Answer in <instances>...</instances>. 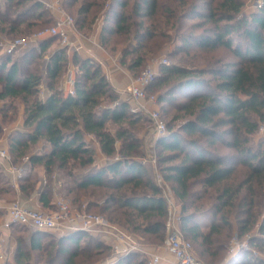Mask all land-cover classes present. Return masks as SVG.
<instances>
[{"label":"trees","instance_id":"16d2710c","mask_svg":"<svg viewBox=\"0 0 264 264\" xmlns=\"http://www.w3.org/2000/svg\"><path fill=\"white\" fill-rule=\"evenodd\" d=\"M0 3L9 7L0 12L8 18L0 17L1 30L9 35L24 30L30 35L56 22L55 14L39 0ZM61 5L83 33L101 18L102 46L122 52L123 64L135 76L164 46L163 39H178L169 54L177 60L161 65L149 92H156L162 108L167 103L173 110L169 122L165 120L167 132L155 147L159 174L180 207V229L195 242V256L208 264H230L232 258L225 263V252L234 232L239 238L247 236L264 253V134L255 142L264 124V0H257L249 13L244 11L245 0H63ZM190 18L197 20L190 23ZM219 47L227 49L230 57L220 54L208 58L206 65L197 62L203 56L196 51ZM11 56L0 61V100H8L0 110L2 119L13 121L17 102L22 101L25 125L34 126L32 132L11 136L15 161L44 141L49 150L32 155L31 165L43 163L47 177L61 172L64 190L73 193L79 204L85 198L87 211L97 209L133 234L165 238L167 192L158 174L153 178L143 161L146 150L136 126L144 119L134 116L127 102H116L119 95L99 63L77 52L69 55L57 35L37 40L20 59L13 61ZM70 62L78 68L74 93L60 86ZM43 82L50 90L44 100L40 98ZM98 149L108 160L93 166ZM35 184L27 177L20 186L30 193ZM43 192L42 200L48 204L52 180ZM14 228L20 233L14 263L5 264H30L31 250L42 252L40 259L53 264L65 244L69 248L65 264H78L80 257L91 263L111 249L81 229L60 236L44 230L29 232L24 225L12 224ZM256 229L258 234L251 237ZM140 255L129 252L117 264H144ZM238 264H264V254L254 257L245 251Z\"/></svg>","mask_w":264,"mask_h":264},{"label":"built area","instance_id":"2783aa9c","mask_svg":"<svg viewBox=\"0 0 264 264\" xmlns=\"http://www.w3.org/2000/svg\"><path fill=\"white\" fill-rule=\"evenodd\" d=\"M44 7L52 11L56 16V22L52 26L43 28L37 32L23 37L10 38L1 45L0 61L3 56L13 55L19 50L31 47L37 40L47 35H57L61 45L71 46V41L65 26H74L75 19L69 15L61 5L60 0H39ZM102 21L101 18L97 19ZM166 57L153 59L138 75L134 77L133 83L125 92L128 99L124 100L131 108L130 112L135 116L145 115L152 123V129L156 136L161 137L167 132V123L159 109L155 107L158 102V95L149 92V87L160 74V67L163 64H169ZM74 93L73 87L69 90ZM154 106V107H153ZM260 133L264 134V124L260 127ZM0 155L12 162V156L6 149L0 150ZM13 170L17 171V167ZM159 181H161L159 179ZM169 216L166 223V237L164 248L168 254L173 256L176 264H203L193 251V243L182 233L179 225V216L177 205L172 196H167ZM56 208L51 211H44L24 205L19 200L13 201L7 209L6 227L12 224L24 225L29 228L40 230H63L65 227L71 230L93 231L100 230L112 234L115 238L113 243L114 252L129 253L132 251H141L139 245L135 242L133 235L119 225L112 223L105 216L99 213L89 212L86 204L81 209H75L71 203L59 196L55 202ZM2 244V243H1ZM249 251L254 257L261 256V253L252 249L249 239H240L237 235L231 240L229 254H237L240 251ZM6 248L4 244L0 245V264L6 262ZM162 258L159 254H151L147 264H161Z\"/></svg>","mask_w":264,"mask_h":264},{"label":"crops","instance_id":"0c3cea01","mask_svg":"<svg viewBox=\"0 0 264 264\" xmlns=\"http://www.w3.org/2000/svg\"><path fill=\"white\" fill-rule=\"evenodd\" d=\"M102 21H98L95 23L93 29L89 33H83L79 31L77 27L74 26H65L69 39L71 41V46H66L68 48V54L72 55L73 52H77L82 58H90L95 60L101 66L102 73L106 76L109 83L115 90V92L119 95V100L116 102H125L124 100L128 99V94L125 90L133 83L135 74L129 69V67L123 64V54L122 52H109L105 47L102 46L100 42V34H101ZM3 41L7 40L5 36H0ZM10 39V38H9ZM60 41V40H59ZM57 42H54L51 46L48 47L45 53V59L48 58L49 53L54 49ZM24 50H19L15 54L11 56L12 60L15 61L20 59L22 54L25 52ZM1 51V48H0ZM4 57V56H3ZM2 60V59H1ZM77 66L70 62L68 65V70L60 80L61 88L69 91L73 87L74 75L77 71ZM40 98L46 99L50 93L49 88L46 86L45 82L40 85ZM8 100L1 99L0 100V110L3 108L5 103ZM115 102V103H116ZM18 110L15 116V119L9 123L3 122L2 113L0 112V122L2 129L0 131V150L6 149L8 153L12 156V162L8 161L6 158L0 155V245L4 244L6 248V261L14 263V250L17 246V241L13 237H10L11 227H6L7 222V209L8 206L16 200H19L24 205L44 211H51L56 208L55 202L59 196H64L62 192V181L54 176L52 181V193L53 195L49 199L48 204H44L43 199V186L47 179V174L45 172V167L43 163H36L31 165L30 157L32 155H41L44 152L48 151V145L40 140L36 143L29 153L23 157L18 162L15 161L13 154L10 151V139L11 136L16 134L17 132L28 133L34 130V126L25 125V104L22 101L17 102ZM154 107V106H153ZM129 108L131 106L129 105ZM155 134V132H154ZM141 138L144 141H147L145 134L140 133ZM90 138L94 141L96 139L94 136H90ZM159 137L156 136L153 140L147 141L148 146H150V152H153V147H155L156 140ZM97 142V141H96ZM99 150V149H98ZM100 151V150H99ZM106 162V161H105ZM96 166V162L93 164ZM14 167H17V171L13 170ZM80 176L83 175V172L78 173ZM31 178L36 181L35 188L30 193H26L21 189V182L23 178ZM169 196H173L172 193H169ZM173 198V197H172ZM87 200L84 198L80 205H75V209H81L82 204H86ZM80 208H79V207ZM179 206H177V210L179 211ZM205 219V217H202ZM125 229V228H124ZM29 232H33L35 230H39L36 228L28 229ZM126 230V229H125ZM46 232H51L60 236H68L73 230L65 227L63 230H44ZM19 233V231L17 232ZM26 235L28 231L25 232ZM92 235L101 239L105 244L110 246V250L108 251V255L101 260L100 264H117V260L120 256L125 255L127 253L118 254L113 250V243L115 242V238L112 234L105 233L100 230L90 231ZM132 234V233H131ZM25 235V236H26ZM135 242L141 248V251H132V252H140L141 254H158L162 258L161 264H176L173 256L166 252L165 248L159 250V252L155 253L153 250L143 244L142 239L139 235L132 234ZM29 239V236H27ZM71 244L72 240L68 241ZM2 243V244H1ZM59 247V246H58ZM66 248V247H65ZM68 256L66 257V259Z\"/></svg>","mask_w":264,"mask_h":264},{"label":"rangeland","instance_id":"374dc122","mask_svg":"<svg viewBox=\"0 0 264 264\" xmlns=\"http://www.w3.org/2000/svg\"><path fill=\"white\" fill-rule=\"evenodd\" d=\"M256 1L257 0H245V6H244V11L249 13L250 11L254 10V8H256ZM60 2L63 3V0H61ZM76 7H74L75 9ZM74 9L73 8H68L67 11L72 13L73 15H75L74 13ZM4 10H9V7H7L5 4H2L0 3V12H3ZM0 17L3 19V20H8L7 16H3L2 13H0ZM197 19L195 18H190L188 19V22H194L196 21ZM8 24V23H6ZM5 24V26H6ZM2 28V25L0 24V36H5L6 39L8 40L9 38H16V37H23V36H27L29 35V33L31 31H28V30H24L22 32H16L14 34H11L9 35V32H5L4 30L2 31L1 30ZM40 28V27H38ZM38 28H36L38 30ZM35 29V30H36ZM172 34L175 32L174 29L171 30ZM176 33V32H175ZM174 33V34H175ZM164 40V46L159 50V52L157 54H155L154 56H151L149 58V60L146 62V65L140 69L138 71V74L147 66L149 65L153 59H158V58H162V57H166L168 58V60L170 62H172L173 60H177L176 58L175 59H171L169 57V54L171 52H173V50L175 49L176 47V43L178 42V39H175V41H168L167 39H163ZM3 39H1L0 37V45L3 43ZM215 51H206V52H201V51H196L197 54L203 56L202 59H198L197 62H199V64H207L209 62L208 61V58L214 56V55H220V54H223L224 56H228L230 57L229 55V52L227 51V49L223 48V47H219L217 49H213ZM194 53V52H193ZM204 58H207V59H204ZM207 60V61H206ZM66 74V73H65ZM137 74V75H138ZM156 93V92H154ZM177 98L178 99H181L183 97V95H179V94H176ZM155 107L157 109L160 110L161 114L165 116V120L167 122H169L170 120V115L172 114L173 110L170 108L169 104L165 103L164 105V108H162L161 104L159 103V101L155 104ZM165 109H168L170 110V114H166V110ZM135 116V115H134ZM137 117H143V121L139 122V127L136 126L137 130L136 131H141L143 134H145L146 138H147V141L150 140H153L155 138V134H154V131L152 129V123L151 121L149 120V118L145 115H142V116H137ZM111 125V124H110ZM113 127V125H111ZM262 138V133L258 132L255 136V142H257L258 140H260ZM264 139V138H263ZM143 140V139H142ZM94 143H96L97 145V142L92 140ZM147 141H144L143 140V143H144V149L146 150V156L143 158V161L146 163V165L148 166V169L151 173V176L153 178H157V174H158V177L159 179L161 180L160 182L163 183L164 187H165V190L167 192V196L169 195V193L171 191L169 185L167 183L164 182L163 178L161 177V175L159 174V166H158V163H157V157H156V154H157V150H156V147H153V152H150V146H148V142ZM108 158L105 157V155L97 150L96 151V166H101L103 164H105V161H107ZM52 176V178L50 177ZM49 177H47L46 179V182L43 186V188H45L47 186V183L54 179V176L57 177L58 179H61L62 181V186L64 187V180L63 178H61V172H59L58 170L51 173ZM62 187V192H63V195H64V198H66L72 205V207L74 208L75 205H78L79 202L78 201H75V199H73V193H70L68 194L64 188ZM173 195V194H172ZM173 197V201L175 202V204L178 206V203H176V201L174 200V196ZM84 199V198H83ZM80 205V204H79ZM84 204L81 205V208L83 207ZM79 207V206H78ZM76 208V207H75ZM80 208V207H79ZM92 212H95V213H99V211L97 209H90ZM119 225V224H118ZM119 227H122V228H125L121 225H119ZM128 231V230H127ZM11 234H10V237H13L15 239V241H17V236L18 234L20 233H17L18 230L17 228H14L12 229L11 231ZM129 232V231H128ZM131 233V232H129ZM137 233V232H136ZM26 235V233H24ZM133 234V233H132ZM139 234V236L141 237L142 239V242L144 245L148 246L150 248V250H153L155 253L159 252L160 249L164 248V243H165V238L163 237V239H158L156 236L154 235H144V234H141V233H137ZM136 234V235H137ZM256 234H258V231L257 229L254 230L252 233H251V237L255 236ZM234 236H236V233L234 232V234L231 236V239H230V243H229V249H230V245H231V240L234 238ZM166 237V235H165ZM247 238V236H244L240 239L242 240H245ZM193 242V251L195 252V254H197L198 256V252H197V248H196V244L195 242L192 240ZM5 244V242H4ZM68 244H71V242ZM73 244V243H72ZM250 246L252 247V249H255L257 250L258 252L261 253V255H263V251H259L258 247H256L255 245H251ZM66 247V248H65ZM61 248V247H60ZM69 248L67 247V245H63L62 248L59 250V252H57L56 254V257H55V261L53 264H65L66 262V257L68 256L69 254ZM244 252L245 251H240L238 252L237 254H233V255H230L229 254V251H227V253L225 252V260H229L232 258L230 264H238L239 262H242L243 261V257H244ZM41 254H43L42 252H38V251H34V250H31V253H30V264H47L45 261L41 260L40 257H41ZM152 254V253H151ZM150 253L149 254H141L140 257H138L139 259L138 260H142L144 264H147L148 263V259L151 255ZM159 254V253H158ZM108 255V251L106 252L105 255H103L102 257H95V260L92 261L90 263V260L88 257H80V259L78 260V264H100L101 263V260L104 259L106 256ZM231 257V258H230ZM202 263L203 264H208V262L206 260H203L201 259Z\"/></svg>","mask_w":264,"mask_h":264},{"label":"water","instance_id":"95a60500","mask_svg":"<svg viewBox=\"0 0 264 264\" xmlns=\"http://www.w3.org/2000/svg\"><path fill=\"white\" fill-rule=\"evenodd\" d=\"M39 230H40V229H39ZM230 258H231V257H230ZM227 262H228V260L225 261V263H227Z\"/></svg>","mask_w":264,"mask_h":264}]
</instances>
